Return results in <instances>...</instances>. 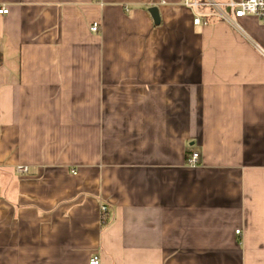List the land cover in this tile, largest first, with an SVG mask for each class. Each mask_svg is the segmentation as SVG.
I'll return each mask as SVG.
<instances>
[{
	"label": "crops",
	"instance_id": "crops-1",
	"mask_svg": "<svg viewBox=\"0 0 264 264\" xmlns=\"http://www.w3.org/2000/svg\"><path fill=\"white\" fill-rule=\"evenodd\" d=\"M1 7L0 264H264L261 19Z\"/></svg>",
	"mask_w": 264,
	"mask_h": 264
},
{
	"label": "built area",
	"instance_id": "built-area-1",
	"mask_svg": "<svg viewBox=\"0 0 264 264\" xmlns=\"http://www.w3.org/2000/svg\"><path fill=\"white\" fill-rule=\"evenodd\" d=\"M183 3L194 11L195 24H208L211 16L225 21L235 27L240 28L239 20L246 15H254L264 22V0H183ZM6 7L0 8V13H7ZM100 24L94 22L91 25V30L98 31ZM199 159L198 152H192L188 157V163L195 164ZM17 171L25 173L28 167L18 165ZM102 212L108 210L107 205H102ZM240 233V229L236 230ZM101 257L95 254L89 261V264H100Z\"/></svg>",
	"mask_w": 264,
	"mask_h": 264
},
{
	"label": "water",
	"instance_id": "water-1",
	"mask_svg": "<svg viewBox=\"0 0 264 264\" xmlns=\"http://www.w3.org/2000/svg\"><path fill=\"white\" fill-rule=\"evenodd\" d=\"M150 12L155 20V22H159L160 16H159V11L157 7H151Z\"/></svg>",
	"mask_w": 264,
	"mask_h": 264
},
{
	"label": "trees",
	"instance_id": "trees-1",
	"mask_svg": "<svg viewBox=\"0 0 264 264\" xmlns=\"http://www.w3.org/2000/svg\"><path fill=\"white\" fill-rule=\"evenodd\" d=\"M0 60H1V57H0ZM103 226L106 225L108 223V219L107 218H103Z\"/></svg>",
	"mask_w": 264,
	"mask_h": 264
}]
</instances>
